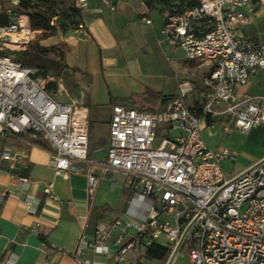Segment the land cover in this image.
<instances>
[{
  "label": "built area",
  "instance_id": "obj_1",
  "mask_svg": "<svg viewBox=\"0 0 264 264\" xmlns=\"http://www.w3.org/2000/svg\"><path fill=\"white\" fill-rule=\"evenodd\" d=\"M7 1L12 9L22 2ZM92 1L97 14L117 9V0L71 4L82 14ZM256 7L264 8V0H197L181 12H163L157 43L207 66L201 80L205 103L189 106L192 85L179 81L176 94L160 109L112 105L101 161L88 156L87 109L55 100L46 90L50 80L36 78L10 53L11 46L26 49L42 31L30 27L26 14L0 25V136L31 134L47 142L54 174L86 172L90 198L109 173L121 177L131 192L121 217L96 225L89 244L95 255L114 250V264H144L145 250L157 244L168 252L159 264H177L186 256L188 264H264V155L227 177L223 162L234 161L236 154L209 148L200 126L203 122L214 129L218 122L226 133L233 128L243 134L264 127V98L238 93L255 72L264 70L263 42L241 34ZM142 20L152 25L151 18ZM24 28L30 31L27 38L13 40ZM76 33L88 38L82 23ZM0 159L27 166L9 148L0 150ZM19 186L28 189L29 180L20 178ZM53 187L46 184L43 193L57 201ZM84 248L82 236L74 252L78 264H90L80 258ZM0 264L15 260L4 256Z\"/></svg>",
  "mask_w": 264,
  "mask_h": 264
},
{
  "label": "crops",
  "instance_id": "obj_2",
  "mask_svg": "<svg viewBox=\"0 0 264 264\" xmlns=\"http://www.w3.org/2000/svg\"><path fill=\"white\" fill-rule=\"evenodd\" d=\"M155 4L117 0L115 12L97 14V2L92 1L89 10L81 14L80 22L84 24L88 38L76 33L78 27L70 34L58 36L62 43L59 47L63 75L57 81L48 79L56 85L55 100L87 109L89 117L91 107L102 108L106 110L102 115L107 124L114 104L143 110L162 108L168 101L163 100L172 98L177 87L170 94L156 84L146 86L141 67L145 56L158 49L165 53L177 52L165 50L157 43L163 13L153 7ZM144 17L151 18L152 25L145 24ZM241 34L264 44V8H255L251 22L242 27ZM204 67L208 70L206 65ZM238 93L264 98V70L255 72L247 86L238 88ZM33 138L35 136L31 134L0 136V150L9 148L27 162L26 167H21L0 159V260L8 256L15 264H78L74 252L83 236L85 248L81 259L90 264H114V250L98 256L89 244L94 239L96 225L105 223L103 217L108 215L107 210L111 214L108 216L110 221L105 224L116 219H113V211L117 209L123 188L121 177L107 174L90 198L86 172L56 176L50 166V150L33 144ZM106 143L107 140L99 145L104 149L102 157L96 158L90 147V158L103 160ZM117 177L116 185L113 181ZM20 178L29 180L28 189L19 186ZM48 183H53L57 201L44 195L43 188ZM151 261L154 263L155 260Z\"/></svg>",
  "mask_w": 264,
  "mask_h": 264
},
{
  "label": "rangeland",
  "instance_id": "obj_3",
  "mask_svg": "<svg viewBox=\"0 0 264 264\" xmlns=\"http://www.w3.org/2000/svg\"><path fill=\"white\" fill-rule=\"evenodd\" d=\"M190 1L176 0L172 4H174L173 7L176 6L180 10H184ZM24 6L36 7L44 11L50 18L51 26L54 29L51 32L42 31L40 34H35L34 40L28 44L25 50L27 54L24 57H15L25 67L33 69L36 78L41 80L53 78L54 81H57V78L63 75L61 49H58L59 46H62V43L59 42L58 36L72 33L80 24V18L77 17L71 0H22L20 7L14 9L10 8L7 0H0V25L13 23L19 14H25ZM153 7L161 10L162 5L156 2ZM154 16H156V13H154ZM179 57H181V51L173 54L171 52L165 53L158 49L153 53L147 54L141 67V74L145 78L146 86L154 87V84H156L165 93L170 92L172 94L176 90L179 79L180 81H187L191 83L193 88L191 95L187 99V104L193 108L200 107L206 100L205 94L201 89V80L206 75L207 69L202 63L187 62ZM55 88L56 85L52 81L46 86V90L54 99ZM90 109L89 152L93 148L94 155L98 158L104 155L103 146L99 145L107 140L109 127L106 117L102 115L106 110L95 107ZM202 123L200 124L202 138L209 148L225 147L236 154L234 161L223 162V169L227 177H231L246 169L264 155L263 127H254L247 134H243L233 128L226 133L221 130L218 122H216L215 129H211L205 123L204 125ZM118 181L119 178L117 177L113 184L117 185ZM130 195L131 192L128 189H121L117 209L113 211V219L122 216L120 213L123 214L122 209L127 204ZM105 213H108V215L103 217L106 223L110 221L108 216L111 212L107 210ZM151 262L149 259L143 261L144 264H159L155 261L154 263ZM177 264H188L187 256L184 259H180Z\"/></svg>",
  "mask_w": 264,
  "mask_h": 264
},
{
  "label": "trees",
  "instance_id": "obj_4",
  "mask_svg": "<svg viewBox=\"0 0 264 264\" xmlns=\"http://www.w3.org/2000/svg\"><path fill=\"white\" fill-rule=\"evenodd\" d=\"M174 1L176 0H159L158 2L162 5V8L160 10V12H165L167 10L169 11H177V12H181L183 10H180L178 7H173L174 4H172ZM182 1V0H180ZM197 0H191L190 2H188L187 6L185 8H190L195 6ZM177 9V10H175ZM24 11L25 14L28 16L29 19V24L30 27L34 30H41L43 32H51L54 27L51 26L50 23V18L45 14L44 11H42L41 9H38L36 7H26L24 6ZM77 17L80 18V22H81V18L82 15L79 11H76L74 9ZM165 99L163 100L164 102L169 100ZM112 101L115 102L116 100L112 98ZM32 143L42 147L44 149L50 150V146L47 142L43 141L42 139L35 137L32 140ZM88 156L90 157V153L88 152ZM167 250L166 248H164L163 246L157 245V244H152L151 246H149L146 250H145V257L149 260H155V261H160L162 262L166 256H167Z\"/></svg>",
  "mask_w": 264,
  "mask_h": 264
},
{
  "label": "bare ground",
  "instance_id": "obj_5",
  "mask_svg": "<svg viewBox=\"0 0 264 264\" xmlns=\"http://www.w3.org/2000/svg\"><path fill=\"white\" fill-rule=\"evenodd\" d=\"M29 32L30 31L28 28H24L21 32L12 35V39L17 42H19L20 40L24 41L27 38ZM25 50L26 49L21 48L20 46H11L10 53L14 54L15 56L24 57L27 54Z\"/></svg>",
  "mask_w": 264,
  "mask_h": 264
}]
</instances>
